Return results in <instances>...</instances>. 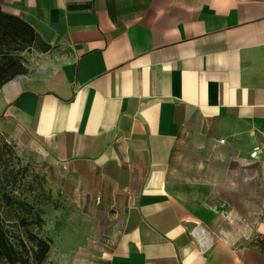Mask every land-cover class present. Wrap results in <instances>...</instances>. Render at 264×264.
<instances>
[{
    "label": "crops",
    "instance_id": "crops-1",
    "mask_svg": "<svg viewBox=\"0 0 264 264\" xmlns=\"http://www.w3.org/2000/svg\"><path fill=\"white\" fill-rule=\"evenodd\" d=\"M0 7L44 48L0 89V138L37 152L75 210L68 264H264V0ZM203 144L262 149L256 218L247 190L244 223L237 199L212 198L211 164L193 197Z\"/></svg>",
    "mask_w": 264,
    "mask_h": 264
},
{
    "label": "rangeland",
    "instance_id": "rangeland-1",
    "mask_svg": "<svg viewBox=\"0 0 264 264\" xmlns=\"http://www.w3.org/2000/svg\"><path fill=\"white\" fill-rule=\"evenodd\" d=\"M42 51L39 47L29 48L22 53L23 63L28 71L29 67L35 68L37 61L41 57ZM1 144L5 143L6 158L10 159L11 168L17 173V183L10 185L15 195L21 199L32 201L36 196L44 211L45 227L42 235L52 243L51 252L47 264H68L69 256H66L64 250L68 245V237L71 234L69 224L76 221L77 216L69 200L65 198L58 186V181L52 176L53 171L45 165L41 156L28 148H21L11 145L0 138ZM222 143L224 142L221 141ZM222 145V147H221ZM225 148V144H220L216 150L212 145L203 144L192 158L190 167L186 170V179L189 185L195 187L192 191L193 197H197L196 190L199 176H203L206 167L211 164L212 174L206 180L215 182L216 185L223 186L226 192L216 190L212 192V198H229L238 200V218L244 223L245 208L240 204L246 196L251 198L248 213L251 217L256 218L259 210V190L256 181V160L246 161L238 157L240 149L245 146H238L234 151ZM233 152H237L236 154ZM252 154V153H251ZM211 161V162H209ZM199 167L202 171L199 173ZM204 178L200 181L203 183ZM237 190V194L230 193V190ZM181 196H190L181 194ZM208 196V195H206ZM72 232V231H71Z\"/></svg>",
    "mask_w": 264,
    "mask_h": 264
},
{
    "label": "trees",
    "instance_id": "trees-1",
    "mask_svg": "<svg viewBox=\"0 0 264 264\" xmlns=\"http://www.w3.org/2000/svg\"><path fill=\"white\" fill-rule=\"evenodd\" d=\"M35 47L44 51L35 30L0 7V89L27 73L22 53ZM5 146L0 142V264H47L52 243L42 235L43 208L36 196L29 202L10 189L18 177Z\"/></svg>",
    "mask_w": 264,
    "mask_h": 264
},
{
    "label": "built area",
    "instance_id": "built-area-1",
    "mask_svg": "<svg viewBox=\"0 0 264 264\" xmlns=\"http://www.w3.org/2000/svg\"><path fill=\"white\" fill-rule=\"evenodd\" d=\"M261 152H262V149L259 148V147H257V148H255V149L253 150V152H252V154H251V157H252L253 159H256V158L261 154Z\"/></svg>",
    "mask_w": 264,
    "mask_h": 264
}]
</instances>
